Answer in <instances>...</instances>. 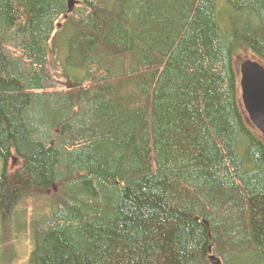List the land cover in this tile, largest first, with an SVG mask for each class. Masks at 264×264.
Listing matches in <instances>:
<instances>
[{
    "label": "trees",
    "instance_id": "obj_1",
    "mask_svg": "<svg viewBox=\"0 0 264 264\" xmlns=\"http://www.w3.org/2000/svg\"><path fill=\"white\" fill-rule=\"evenodd\" d=\"M240 58L264 0H0V264H264Z\"/></svg>",
    "mask_w": 264,
    "mask_h": 264
},
{
    "label": "water",
    "instance_id": "obj_2",
    "mask_svg": "<svg viewBox=\"0 0 264 264\" xmlns=\"http://www.w3.org/2000/svg\"><path fill=\"white\" fill-rule=\"evenodd\" d=\"M242 105L251 125L264 136V67L249 60L239 66ZM211 264H221L215 256Z\"/></svg>",
    "mask_w": 264,
    "mask_h": 264
},
{
    "label": "rangeland",
    "instance_id": "obj_3",
    "mask_svg": "<svg viewBox=\"0 0 264 264\" xmlns=\"http://www.w3.org/2000/svg\"><path fill=\"white\" fill-rule=\"evenodd\" d=\"M243 59L240 58L238 61H236V66L238 68V76H239V66H240V64L243 63V61H244ZM240 96H241V90H240ZM18 164H19V162H17V161L12 162L11 168L14 169L16 166H18ZM25 244L23 243V248H20V250H19V254H20L21 259L19 261H17V264H25L26 252H27V250H25V248L28 247L27 244H26V246H25Z\"/></svg>",
    "mask_w": 264,
    "mask_h": 264
},
{
    "label": "bare ground",
    "instance_id": "obj_4",
    "mask_svg": "<svg viewBox=\"0 0 264 264\" xmlns=\"http://www.w3.org/2000/svg\"><path fill=\"white\" fill-rule=\"evenodd\" d=\"M211 256H214V255H211ZM210 258V257H209ZM209 262H210V260H209ZM210 264H211V262H210Z\"/></svg>",
    "mask_w": 264,
    "mask_h": 264
}]
</instances>
